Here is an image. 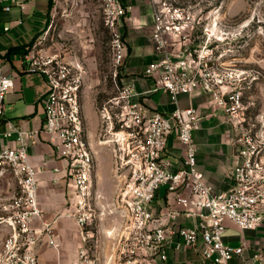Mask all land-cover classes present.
I'll list each match as a JSON object with an SVG mask.
<instances>
[{
  "label": "built area",
  "instance_id": "built-area-1",
  "mask_svg": "<svg viewBox=\"0 0 264 264\" xmlns=\"http://www.w3.org/2000/svg\"><path fill=\"white\" fill-rule=\"evenodd\" d=\"M8 0H0V10L10 11ZM126 0H99L103 24L111 34L112 81L118 95L109 103L120 104L117 127L107 107L102 118L109 128L105 141L110 144L117 179V193L111 204L118 215L120 256L123 264H167L166 249L194 251L204 263L264 264V252L251 249L246 242L232 245L225 241L226 222L240 231H256L264 225V157L259 144L244 133L242 94L236 84L239 76L215 65L208 47L203 50L179 45L182 31L175 22L179 16L165 3L151 10L152 61L143 77L153 81L151 91H162L174 108L169 113L151 111L137 99L140 95L128 79V49L120 31L131 7ZM7 29V28H6ZM182 38H184L182 36ZM37 42L22 55L25 72L41 75L46 92L40 99L43 124L40 130L11 128L3 138H14L16 146L0 148V176L9 172L17 184V193L3 207L0 230L4 238L0 264H38V247L44 242L55 247L49 223L34 227L43 215L38 205V172L30 163L29 149L40 134L48 136L55 157L65 161L64 177L73 184L67 218L78 228L80 248L78 264L88 263L87 227L92 223L99 196L92 193L94 157L88 143L84 118L77 98V87L70 81L67 68L53 59L35 53ZM13 78L0 70V119ZM208 95L217 110L241 135L235 141L237 163L229 174L227 191L214 190L198 169L195 133L200 128V113L192 107H179V97ZM123 110V111H122ZM171 139L183 147L179 166L164 159ZM60 173L59 168H53ZM170 195L167 212L153 213L159 191ZM193 221L192 226L178 219ZM113 231L107 233L111 236Z\"/></svg>",
  "mask_w": 264,
  "mask_h": 264
},
{
  "label": "crops",
  "instance_id": "crops-1",
  "mask_svg": "<svg viewBox=\"0 0 264 264\" xmlns=\"http://www.w3.org/2000/svg\"><path fill=\"white\" fill-rule=\"evenodd\" d=\"M144 1H125L131 7L120 27L124 40L129 46L126 61L127 76L134 82L135 90L140 95L137 99L144 103L147 109L169 113L174 106L170 103L168 95L160 90L151 91L154 87L153 81L142 75L145 66L153 59L151 31H148L145 42L146 31L140 29V26H145L148 22L151 26L149 15L151 10L147 15L144 14L142 6ZM54 3L55 0H8L10 11L0 10V70L2 74L13 78V88L6 95L4 115L0 119V148L16 146L14 138H3V133L11 128L38 131L42 127L44 116L40 99L46 92L45 80L39 74L25 72L22 55L34 43L38 32L49 27ZM187 106L196 108L200 113V128L195 133L198 169L214 190L227 191L231 185L228 174L237 163L235 146L225 143L223 137L208 134L206 115L212 112V109L207 95L197 93L191 97L180 96L179 107ZM28 153L30 163L38 172V205L43 215L41 220L34 222V227L40 228L42 222L49 223L56 243L55 247H51L45 243L44 239L38 247V264H78L80 248L78 228L73 220L65 216L69 211V196L74 190L70 179L64 177L65 163L55 157L48 136L45 134L38 136L36 144L30 147ZM107 153V164H103L100 152L94 150L93 178L94 191L98 196L101 197L103 187L110 189L107 197L110 204L117 193V179L114 158L109 151ZM182 157V145L171 139L164 159L178 167ZM53 168H59L61 172L55 173ZM5 177L0 176V178ZM11 179L13 180L12 177ZM171 198L162 190L159 191L153 204V213L158 215L167 212ZM101 211L106 214L112 213L109 209L99 208L100 213ZM177 223L185 226L193 225L192 220L182 218L178 219ZM96 226L98 238L95 248H97L96 251L99 249L97 255L105 258L107 263H114L119 248L115 237V234L119 232V224L115 223L112 226L99 221ZM112 230H114L115 243L111 244V240L106 235ZM235 230L237 229L233 224L226 222L224 238L227 243L238 245L246 242L251 249H260L264 252V225L256 231H242L241 233H245L246 236L241 240L236 236L238 230ZM112 236L113 234L110 236L111 239ZM98 243H102V247H99ZM109 244L112 245L111 248ZM166 253L167 264H210L204 263L194 251L187 248L176 252L166 249ZM229 264H240V259L235 258Z\"/></svg>",
  "mask_w": 264,
  "mask_h": 264
},
{
  "label": "rangeland",
  "instance_id": "rangeland-1",
  "mask_svg": "<svg viewBox=\"0 0 264 264\" xmlns=\"http://www.w3.org/2000/svg\"><path fill=\"white\" fill-rule=\"evenodd\" d=\"M163 3L179 16L175 22L177 31H182L179 45L199 50L208 47L215 65L221 66L226 73L239 76L236 87L242 94L240 113L245 120L244 133L255 139L260 146L259 155L264 157V0H145L142 5L144 14ZM140 29L146 31V42L148 31H151L149 22ZM110 41L111 34L103 24L99 0H55L49 27L38 32L34 40L37 42V56L53 59L67 68L70 81L77 87V98L93 157L94 150L99 151L103 164H107V152L111 153L110 144L105 142L110 138H104L109 125L102 118L103 108L107 107L113 119V128H118L117 117L122 106V103H109L118 95L111 76ZM126 47L129 50L127 44ZM210 101L212 114L206 115L208 134L223 137L225 143L235 146L240 130L218 112L211 98ZM3 176L6 179L0 178V217L4 215L3 207L17 193L12 175L4 172ZM94 186L92 177V193H95ZM109 191L107 187L102 188L97 207L93 206L94 218L87 227L89 264H123L125 260L119 254L118 237L116 244L119 248L114 263H107L105 258L97 255L99 249L96 251L95 248L98 238L96 224L100 221L113 226L119 222L118 215L112 212V203L108 204ZM99 208L109 209L112 213H100ZM113 232L112 239L106 235L111 244L115 243ZM241 232L238 230L236 235L240 240L246 236ZM3 238L0 230V248ZM98 245L102 247V243Z\"/></svg>",
  "mask_w": 264,
  "mask_h": 264
}]
</instances>
